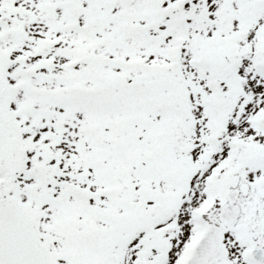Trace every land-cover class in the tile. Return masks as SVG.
I'll return each mask as SVG.
<instances>
[{
	"label": "snow or ice",
	"instance_id": "1",
	"mask_svg": "<svg viewBox=\"0 0 264 264\" xmlns=\"http://www.w3.org/2000/svg\"><path fill=\"white\" fill-rule=\"evenodd\" d=\"M0 264H264V0H0Z\"/></svg>",
	"mask_w": 264,
	"mask_h": 264
}]
</instances>
